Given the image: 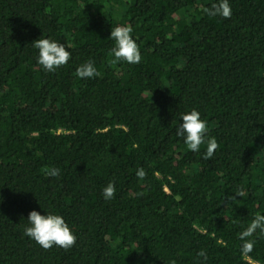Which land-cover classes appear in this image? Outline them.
Wrapping results in <instances>:
<instances>
[{"label":"trees","instance_id":"1","mask_svg":"<svg viewBox=\"0 0 264 264\" xmlns=\"http://www.w3.org/2000/svg\"><path fill=\"white\" fill-rule=\"evenodd\" d=\"M213 3L0 0V264H264V234L247 254L238 238L264 213V0H229L228 18ZM118 24L139 63L114 62ZM44 37L71 53L52 72ZM86 61L98 76L76 75ZM192 108L218 142L210 159L176 135ZM32 209L61 214L75 243L27 237Z\"/></svg>","mask_w":264,"mask_h":264},{"label":"clouds","instance_id":"2","mask_svg":"<svg viewBox=\"0 0 264 264\" xmlns=\"http://www.w3.org/2000/svg\"><path fill=\"white\" fill-rule=\"evenodd\" d=\"M209 14L228 18L232 15V8L229 0H214L209 9ZM110 37L114 41L111 49L114 62H127L129 64H137L141 61L142 55L140 47L133 37V28L129 24H118L111 28ZM33 47L38 50L36 57L37 63L44 71L52 72L60 66L65 65L71 56L66 45L59 41L44 37L34 40ZM100 73L95 66L94 61H86L76 68V75L81 78H93ZM180 122L176 129V135L182 136L184 143L192 152H199L202 145H205L203 153L204 159H210L215 150L219 147L218 142L213 137L206 135L208 131L207 122L201 118V113L196 108L181 113ZM50 175L57 176L59 169H50ZM137 177L146 175L145 169L140 167L136 171ZM116 192L114 181L109 183L102 189L104 199L110 200ZM243 191H237L230 194L229 198L242 197ZM259 230L264 234V213L256 214L251 223L244 228L239 234L241 241V251L245 254L250 253L254 246L252 237ZM24 234L38 243L42 248L48 249L53 245L69 248L76 241V235L71 230L65 218L55 212L41 213L36 209H32L27 216V223L23 228ZM198 256L203 257L204 251L201 250Z\"/></svg>","mask_w":264,"mask_h":264}]
</instances>
